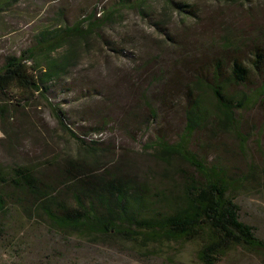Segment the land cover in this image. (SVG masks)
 Masks as SVG:
<instances>
[{
	"label": "rangeland",
	"instance_id": "1",
	"mask_svg": "<svg viewBox=\"0 0 264 264\" xmlns=\"http://www.w3.org/2000/svg\"><path fill=\"white\" fill-rule=\"evenodd\" d=\"M116 1L0 0V69L8 56L34 48L43 30L81 21L83 28H93L76 47L73 66L47 92L20 106L0 97V175L24 165L41 178H58L64 160L77 154L84 140L96 141L102 164L165 185L156 145L183 137L194 83L212 82L217 60L224 74L232 59L250 66L253 51H264V0H175L186 5L184 12L152 0L145 14L126 9L107 19ZM90 14L88 26L84 20ZM250 77L245 85L229 86L242 98L233 126L223 129L209 118L185 142L203 166L245 178L235 202L241 220L264 240V95L257 93L264 76ZM57 110L64 113L66 128L54 116ZM175 163L198 176L185 162ZM0 227V264H200L193 243L135 254L86 242L20 211L0 216ZM221 264L264 260L233 249Z\"/></svg>",
	"mask_w": 264,
	"mask_h": 264
},
{
	"label": "trees",
	"instance_id": "2",
	"mask_svg": "<svg viewBox=\"0 0 264 264\" xmlns=\"http://www.w3.org/2000/svg\"><path fill=\"white\" fill-rule=\"evenodd\" d=\"M151 1L117 0V7L106 18L117 12L121 16L126 9L145 14ZM163 7L184 12L186 5L163 0ZM92 18L90 14L84 20L88 26ZM92 30L83 28L81 21L40 32L34 48L5 59L0 69V97L20 106L47 92L49 84L73 66L76 47ZM60 49L64 51L58 54ZM252 73L264 76V51L258 48L252 53L250 66L232 59L223 74L217 60L212 82L197 79L185 112L183 137L176 144L156 145V155L168 179L165 185L156 186L102 164L96 141L79 140L78 153L64 160L58 178H41L24 165L1 173L0 216L20 211L27 217L43 218L52 228L86 242L135 254L170 243H193L200 264H221L233 249L264 260V240L254 226L241 220L235 202V192L245 178L233 179L219 166H203L188 152L185 142L194 131L204 128L209 118L223 129L233 126L234 112L242 106V98L230 92L229 86L245 85ZM257 93L264 95V84ZM54 116L66 128L64 113L57 110ZM176 160L193 167L198 176L178 169ZM175 169L176 180L171 174Z\"/></svg>",
	"mask_w": 264,
	"mask_h": 264
}]
</instances>
